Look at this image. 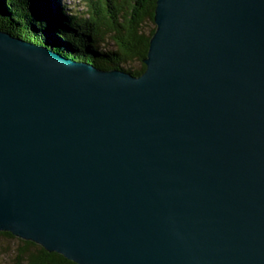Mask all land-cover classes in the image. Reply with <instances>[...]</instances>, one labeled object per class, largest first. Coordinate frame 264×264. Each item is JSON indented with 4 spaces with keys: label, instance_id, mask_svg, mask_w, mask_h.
<instances>
[{
    "label": "water",
    "instance_id": "1",
    "mask_svg": "<svg viewBox=\"0 0 264 264\" xmlns=\"http://www.w3.org/2000/svg\"><path fill=\"white\" fill-rule=\"evenodd\" d=\"M56 1L0 13V231L78 264H264V0H157L138 75Z\"/></svg>",
    "mask_w": 264,
    "mask_h": 264
},
{
    "label": "trees",
    "instance_id": "2",
    "mask_svg": "<svg viewBox=\"0 0 264 264\" xmlns=\"http://www.w3.org/2000/svg\"><path fill=\"white\" fill-rule=\"evenodd\" d=\"M50 1L0 0V13L12 26L31 23L44 12L41 5H47ZM156 2L157 0H82L85 17L77 18L73 15L69 25L81 35L88 34L91 41L88 47L103 56L109 66L119 65L122 69L138 75L146 68L144 59L148 55L150 40L156 29ZM75 6L80 7V4ZM3 25L4 23L0 24L1 27ZM106 39L113 44L109 50L102 47ZM72 44L80 51L86 42ZM0 236L16 238L10 232L0 231ZM20 242L11 264H78L35 242L21 238Z\"/></svg>",
    "mask_w": 264,
    "mask_h": 264
},
{
    "label": "rangeland",
    "instance_id": "3",
    "mask_svg": "<svg viewBox=\"0 0 264 264\" xmlns=\"http://www.w3.org/2000/svg\"><path fill=\"white\" fill-rule=\"evenodd\" d=\"M82 0H59V3L64 5L66 13L69 17L76 16L77 18H84V6L81 4ZM75 4H80V7H76ZM79 10L83 12L80 13ZM113 46L109 39H106V43L102 44L104 50H109ZM21 245L20 238H12L10 236H0V264H11L18 247Z\"/></svg>",
    "mask_w": 264,
    "mask_h": 264
}]
</instances>
